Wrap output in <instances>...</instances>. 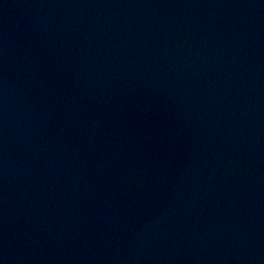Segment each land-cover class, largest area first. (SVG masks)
<instances>
[{
	"label": "water",
	"instance_id": "95a60500",
	"mask_svg": "<svg viewBox=\"0 0 264 264\" xmlns=\"http://www.w3.org/2000/svg\"><path fill=\"white\" fill-rule=\"evenodd\" d=\"M0 264H264V0H0Z\"/></svg>",
	"mask_w": 264,
	"mask_h": 264
}]
</instances>
